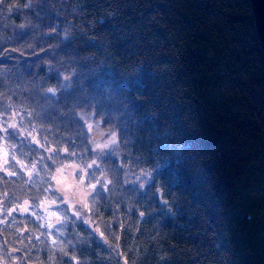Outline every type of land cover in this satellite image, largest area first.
Segmentation results:
<instances>
[{
    "label": "trees",
    "instance_id": "16d2710c",
    "mask_svg": "<svg viewBox=\"0 0 264 264\" xmlns=\"http://www.w3.org/2000/svg\"><path fill=\"white\" fill-rule=\"evenodd\" d=\"M0 146V264H264L250 0H0ZM68 165L96 184L88 219L56 189Z\"/></svg>",
    "mask_w": 264,
    "mask_h": 264
},
{
    "label": "rangeland",
    "instance_id": "374dc122",
    "mask_svg": "<svg viewBox=\"0 0 264 264\" xmlns=\"http://www.w3.org/2000/svg\"><path fill=\"white\" fill-rule=\"evenodd\" d=\"M79 117L87 128L90 144L98 155V159L99 155H105L108 151H115L118 144V137L114 131L104 128L101 121L96 119L92 111L88 112L87 110H82L79 112ZM105 145H107V147H105ZM0 150L3 159L8 161L7 152L2 146H0ZM95 162L98 164L97 161ZM79 172L87 174L86 169L74 165H68L58 169L55 172L56 189L63 196L64 202L69 205L74 212H79V216H81L82 219H88L87 207H83L82 204H88V197L93 190L90 188L91 184L86 182L84 176L77 175ZM141 176L139 175V177L134 180V184L143 188L148 183L149 176L147 174H141ZM57 180H59L60 183H57ZM50 214L51 212H49V216L52 219L54 216Z\"/></svg>",
    "mask_w": 264,
    "mask_h": 264
},
{
    "label": "snow or ice",
    "instance_id": "6c2138e0",
    "mask_svg": "<svg viewBox=\"0 0 264 264\" xmlns=\"http://www.w3.org/2000/svg\"><path fill=\"white\" fill-rule=\"evenodd\" d=\"M49 91H53V90H52V89H49ZM9 127L15 129V128H16V124L13 123V124L9 125ZM7 131H8V127H3V132L7 133ZM29 135H31V133H29ZM113 142H114V141H113ZM37 143H39V141H37ZM105 147H107V145H105ZM49 151H51V149H49ZM64 151L66 152L67 149H64ZM72 155H75V153L73 152ZM5 163H8V161L5 160ZM93 163H95V161H93ZM21 167L23 168L24 166L21 165ZM32 167H33V168L36 167L35 163H33ZM87 167L91 168V167H92V164H89ZM9 175H15V173H9ZM28 175L31 176L32 173L29 172ZM53 179H56V177H53ZM82 182H83V181H82ZM57 183H60V181L57 180ZM97 183H100V181H97ZM104 187H106V185H104ZM90 188H91L92 190H95V189H96V184H91V185H90ZM53 203H54V201H53ZM25 204H27V201H25ZM40 206H41V207H44L43 204H41ZM82 206H83V207H87V204L84 203V204H82ZM20 210L26 212L28 209H27V207H24V208H21ZM45 210H47V209H45ZM13 211H15V209H13ZM73 214H74L75 216H79V215H80L79 212H74ZM50 215L55 216L56 214H55V213H51ZM56 223H57V224L62 223V220H61V218H60L59 216H56ZM47 226H48V227H55V225H53V224H51V223H49ZM101 235H103V234L101 233ZM53 243H55V240L53 241Z\"/></svg>",
    "mask_w": 264,
    "mask_h": 264
},
{
    "label": "water",
    "instance_id": "95a60500",
    "mask_svg": "<svg viewBox=\"0 0 264 264\" xmlns=\"http://www.w3.org/2000/svg\"><path fill=\"white\" fill-rule=\"evenodd\" d=\"M250 3L253 9L259 38L264 50V0H250Z\"/></svg>",
    "mask_w": 264,
    "mask_h": 264
},
{
    "label": "bare ground",
    "instance_id": "6f19581e",
    "mask_svg": "<svg viewBox=\"0 0 264 264\" xmlns=\"http://www.w3.org/2000/svg\"><path fill=\"white\" fill-rule=\"evenodd\" d=\"M264 51V50H263Z\"/></svg>",
    "mask_w": 264,
    "mask_h": 264
}]
</instances>
